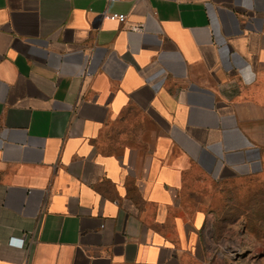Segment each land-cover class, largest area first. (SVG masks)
<instances>
[{"label": "crops", "instance_id": "crops-1", "mask_svg": "<svg viewBox=\"0 0 264 264\" xmlns=\"http://www.w3.org/2000/svg\"><path fill=\"white\" fill-rule=\"evenodd\" d=\"M181 162L264 175V0H0V264H178Z\"/></svg>", "mask_w": 264, "mask_h": 264}, {"label": "rangeland", "instance_id": "rangeland-1", "mask_svg": "<svg viewBox=\"0 0 264 264\" xmlns=\"http://www.w3.org/2000/svg\"><path fill=\"white\" fill-rule=\"evenodd\" d=\"M181 163L185 175L178 182L183 185L172 191V195L179 205H187L178 216L182 213L181 217L195 223L197 241L186 239L189 227L170 223L174 219L163 216L161 209H152L162 219L160 223L153 222L156 218L153 215L147 218L151 220L148 224L151 231L179 237L173 241L177 251H169L173 260L178 264H264V175L210 179L197 173L191 165ZM93 178L82 176L80 182L98 190L103 197L123 200L124 185L127 189L133 188L132 175L124 183L122 180L110 182L106 176L101 180ZM126 197L137 203L136 192L128 191ZM162 242L172 243L171 240Z\"/></svg>", "mask_w": 264, "mask_h": 264}, {"label": "built area", "instance_id": "built-area-1", "mask_svg": "<svg viewBox=\"0 0 264 264\" xmlns=\"http://www.w3.org/2000/svg\"><path fill=\"white\" fill-rule=\"evenodd\" d=\"M102 18L109 21H117V22H124L126 15L124 13H118V12H104L102 14ZM134 29H141V25L134 27ZM17 245L19 247L24 246V239L23 237H20L18 239Z\"/></svg>", "mask_w": 264, "mask_h": 264}]
</instances>
